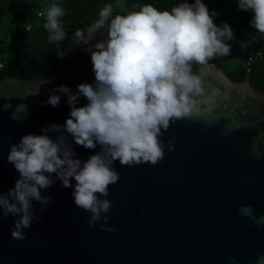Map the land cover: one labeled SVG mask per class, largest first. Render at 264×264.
Segmentation results:
<instances>
[{"label":"water","instance_id":"water-1","mask_svg":"<svg viewBox=\"0 0 264 264\" xmlns=\"http://www.w3.org/2000/svg\"><path fill=\"white\" fill-rule=\"evenodd\" d=\"M103 33L90 44L106 39ZM66 34L54 73L0 81V193L19 179L7 160L11 145L69 118L67 96L54 90L95 85L88 46ZM192 73L202 82L203 114L162 130L164 157L156 165L114 163L119 180L100 197L112 204L107 223L102 215L90 227V213L75 205L73 188L56 180L41 193L51 197L50 205L33 201L34 215L42 218L33 220L25 239L11 237L19 217L0 216V264H264V90L251 85L250 71L240 83L215 63H194ZM53 94L60 105L45 106ZM87 103L79 97L76 106ZM61 134L82 161L100 151L76 145L66 132L48 133L54 140ZM108 228L115 231L102 230Z\"/></svg>","mask_w":264,"mask_h":264},{"label":"clouds","instance_id":"clouds-1","mask_svg":"<svg viewBox=\"0 0 264 264\" xmlns=\"http://www.w3.org/2000/svg\"><path fill=\"white\" fill-rule=\"evenodd\" d=\"M116 7L123 11L125 5L118 2ZM133 7L139 10L113 17L114 6L108 3L86 31L75 32V42L87 45L85 50L91 53L95 85L81 83L75 93L66 86L57 87L54 91L68 98L70 112L65 124L45 126L43 134H27L11 145L7 160L19 179L7 194L0 193V216L19 217L13 221L12 239H25L24 232L33 220L42 218L34 215L33 201L50 205L51 197L41 193L56 180L64 188H73L75 205L90 213V227H95L102 215L107 223L112 204L100 197H107L109 186L119 180L114 163L156 165L164 157L162 130L167 131L177 120L203 114L197 97L204 90L192 66L230 54L231 45L225 43L233 39L230 26L217 27L212 19L215 13L210 14L201 0L180 3L170 11H160L152 4ZM238 7L252 12L250 26L264 34V0H238ZM37 15L45 19L49 43L59 44L67 35L61 23L63 7L54 2ZM104 28L107 38L91 45L95 34ZM79 97L88 103L77 107ZM60 100L53 94L44 103L56 108ZM49 132H66L76 145L92 150L99 146L100 151L82 161L64 135L54 140ZM255 155L261 153L255 151Z\"/></svg>","mask_w":264,"mask_h":264},{"label":"trees","instance_id":"trees-1","mask_svg":"<svg viewBox=\"0 0 264 264\" xmlns=\"http://www.w3.org/2000/svg\"><path fill=\"white\" fill-rule=\"evenodd\" d=\"M54 2L65 11V16L61 18L64 31L75 33L77 30L86 31L98 19L101 8L108 3L114 6V17L116 14L139 10L133 7L137 4H152L160 11H170L180 3L194 4L195 0H0V81L7 76L37 80L48 77L59 68L63 56L57 54L64 55L67 44L49 43V33L44 28L45 19L37 15L41 9ZM118 2L125 5L123 11L116 7ZM201 2L210 14L215 13L212 19L217 27L222 28L226 24L233 33L232 40H225L231 45L230 54L209 62L224 68L226 75L236 83L244 81L250 71L251 85L264 90V58L248 62L247 57L240 52L242 44L253 38L264 48V38L250 26L252 12L240 10L238 0ZM105 31L106 28L99 30L100 33ZM233 52L242 59H234Z\"/></svg>","mask_w":264,"mask_h":264},{"label":"built area","instance_id":"built-area-1","mask_svg":"<svg viewBox=\"0 0 264 264\" xmlns=\"http://www.w3.org/2000/svg\"><path fill=\"white\" fill-rule=\"evenodd\" d=\"M27 30H29V27ZM240 52L247 57L248 62H255L264 58V48L259 45L256 38L244 42Z\"/></svg>","mask_w":264,"mask_h":264},{"label":"rangeland","instance_id":"rangeland-1","mask_svg":"<svg viewBox=\"0 0 264 264\" xmlns=\"http://www.w3.org/2000/svg\"><path fill=\"white\" fill-rule=\"evenodd\" d=\"M259 36L264 38V34H261V35H259ZM263 40H264V39H263ZM232 56H233L234 59H236V58H238V59H242L239 55L237 56V55L235 54V52L232 53Z\"/></svg>","mask_w":264,"mask_h":264}]
</instances>
